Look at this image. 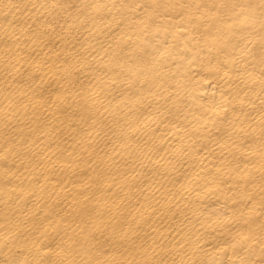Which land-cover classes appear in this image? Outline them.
<instances>
[{"label": "bare ground", "instance_id": "6f19581e", "mask_svg": "<svg viewBox=\"0 0 264 264\" xmlns=\"http://www.w3.org/2000/svg\"><path fill=\"white\" fill-rule=\"evenodd\" d=\"M0 264H264V0H0Z\"/></svg>", "mask_w": 264, "mask_h": 264}]
</instances>
